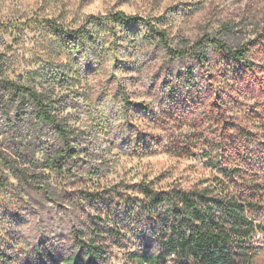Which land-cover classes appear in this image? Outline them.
I'll return each mask as SVG.
<instances>
[{
    "label": "trees",
    "instance_id": "obj_1",
    "mask_svg": "<svg viewBox=\"0 0 264 264\" xmlns=\"http://www.w3.org/2000/svg\"><path fill=\"white\" fill-rule=\"evenodd\" d=\"M244 16L242 23L218 20L213 32L198 26L194 39L182 38L175 48L164 29L147 23L169 56L190 58L206 68L200 80L193 68L176 75L172 82L179 86L171 82L166 98L175 107L164 109L159 118L188 126L166 144V151L178 159L199 160L208 177L187 188H161L145 180L107 187L97 180L62 195L72 199L78 214L70 231L74 249L60 252L54 245H40L26 264H112L114 251L122 252L123 264H264V244L257 237L264 214V8L259 13L246 8ZM89 18L98 24L144 21L122 10ZM45 22L68 41L91 36L82 27ZM247 25L253 26V37L238 41L237 34ZM6 27L0 22V32ZM209 48L218 58L215 63L210 62ZM8 71L0 51V164L18 181L52 198L72 176L83 151L80 133L62 114L59 100L33 83L10 78ZM240 107L244 113L235 111ZM147 111L151 117L160 113ZM24 129L39 130V139L52 134L53 141L24 155L14 139ZM156 137L135 136L132 152L154 153L164 146ZM38 153L43 156L38 158ZM36 165L42 168L43 185L29 173ZM51 173L61 179L54 186L47 181ZM9 184L0 168V188ZM12 234L0 236V264L21 260L20 242Z\"/></svg>",
    "mask_w": 264,
    "mask_h": 264
},
{
    "label": "rangeland",
    "instance_id": "obj_2",
    "mask_svg": "<svg viewBox=\"0 0 264 264\" xmlns=\"http://www.w3.org/2000/svg\"><path fill=\"white\" fill-rule=\"evenodd\" d=\"M246 8L259 13L264 0H0V22L7 23L0 32V51L9 63L8 76L33 83L59 100L64 106L62 114L80 133L83 149L72 176L52 198L23 179L18 181L0 164L10 183L8 189L0 188V236L11 231V239L20 242L19 264L33 259V249L40 245H54L60 252L74 249L70 231L78 214L73 212L72 199L62 195L97 180L107 187L145 180L161 188L172 184L187 188L208 177L209 170L199 160L178 159L166 151V144L188 126L180 128L176 121L159 118L164 109L175 107L166 98L176 75L193 68L200 80L206 68L190 58L169 56L147 23L164 29L170 47L175 48L182 38L194 39L198 26L213 32L218 20L244 22ZM118 10L144 21L98 24L89 18ZM46 20L69 29L82 27L91 36L68 41L47 26ZM252 29L251 25L243 27L238 41L253 37ZM208 51L210 62H217V56ZM147 108L160 113L151 117ZM235 111L244 113L241 107ZM32 130L24 129L14 137L24 155L45 149L53 141L52 134L39 139L37 129ZM147 133L157 135L164 146L154 153L134 154V137ZM42 172L37 165L29 171L38 176L40 185ZM47 181L54 186L61 179L51 173ZM260 221L263 227L257 237L264 244V214ZM123 262L122 252L114 251L112 264Z\"/></svg>",
    "mask_w": 264,
    "mask_h": 264
}]
</instances>
